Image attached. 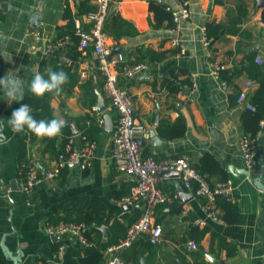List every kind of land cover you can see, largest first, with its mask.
<instances>
[{
    "label": "crops",
    "instance_id": "1",
    "mask_svg": "<svg viewBox=\"0 0 264 264\" xmlns=\"http://www.w3.org/2000/svg\"><path fill=\"white\" fill-rule=\"evenodd\" d=\"M162 1L177 7L178 0ZM240 6L246 16L238 25L239 32H233L231 20L243 16ZM95 8L96 0H0V77L10 71L17 74L25 80L27 94L34 71L47 74L48 68L42 67L45 48L54 43L60 29L77 19L88 28L86 14ZM263 12L264 0H189V16L182 18L177 28L168 22L155 27L150 0L112 1L108 25L118 24L119 19L129 23L116 28L120 38L110 35L113 51L124 53L128 65L149 63L147 77L120 78L121 85L132 94L137 119L150 130L142 155L157 161L185 157L195 167L205 154L212 155L232 181V202L239 207L236 222L215 221L195 196L186 199L180 195L176 182L183 184L179 175L169 177L158 172L168 198L156 209V221L163 228L162 240L146 251L142 244L145 239L125 249L121 256L128 264H132L135 252L141 255L140 264L142 259L145 264H207L205 252L224 264H264V195L249 183L250 178L264 171V118L258 133L259 162L248 168L239 149L244 131L241 117L246 107L235 102L242 90L250 101L259 86L257 83L252 89L246 88L254 79L244 65L250 54H255L257 64H264ZM212 23L221 28L205 43L203 29ZM36 29L42 32L43 40L34 45L32 32ZM173 40L178 44L174 45ZM88 62L93 64L92 58ZM216 63L224 66L218 78L213 73ZM192 77L197 83L192 90L189 83L176 93L167 86V81L181 85ZM87 81L91 82L89 89L84 87ZM88 92L96 96L91 107L83 104ZM51 104L55 117L67 121L75 146H80L84 137L97 142L92 167L82 170L78 165L67 166L58 180H44L25 193L19 174L24 131L14 132L8 124L21 101L9 103L0 89V264H16L17 256L19 264H63L60 240L50 236L44 225L56 217L72 216L71 209L78 199H94L105 206L101 225L105 229H101V237L93 235L103 242L108 240L115 221L128 225L143 212L144 200L129 206L118 202L136 182L120 173L111 158L118 113L105 93L98 69L93 66L91 77L80 78L72 92L54 95ZM106 113L113 118V131L106 129V123L98 122L99 116ZM180 119L187 127L184 136L169 140L159 133L160 123L175 124ZM152 130L164 141L161 148L152 142ZM63 139L62 135L58 137L56 157L44 151L41 138L28 141L29 157L43 167L51 166L65 155ZM204 175L211 182L221 181L216 175ZM195 227L207 230L200 240L190 234ZM69 239L73 245H82L75 236ZM189 241L196 242L197 248L191 249ZM194 253L201 256L196 258ZM103 264H107L105 255Z\"/></svg>",
    "mask_w": 264,
    "mask_h": 264
},
{
    "label": "built area",
    "instance_id": "2",
    "mask_svg": "<svg viewBox=\"0 0 264 264\" xmlns=\"http://www.w3.org/2000/svg\"><path fill=\"white\" fill-rule=\"evenodd\" d=\"M113 0H96V8L86 14L90 23L88 28H83L80 21H75V34L80 37L78 49V73L80 78L89 79L93 72V66L98 69L103 78V86L108 96L111 106L117 111L118 116L115 122V131L112 139L111 158L117 170L135 179V185L131 191L118 199V202L125 206L132 205L144 200L142 214L127 229L126 236L118 243L109 246L105 252L107 264H128L121 256V253L131 247L135 242L145 239L153 244H158L162 240L163 228L156 221V209L160 204L167 201V195L160 186L157 176L160 171H177L180 180L186 191L190 192L202 203L207 216L215 221H222L216 206L218 196H223L232 200L233 185L230 179L226 181L211 182L206 175L201 173L185 157L170 158L157 161L153 157H144L142 149L150 139V130L142 124L135 115V103L129 89L121 85V76L130 80L145 72L149 63L147 61L127 64V58L122 52H114L110 43V35L106 31L105 23L109 16ZM171 11L174 27H178L180 20L189 16V0H178L177 7L167 5ZM204 41L209 42L207 28L204 27ZM43 40L42 32L36 29L32 32V42L34 45L40 44ZM71 41V35H66L55 43L49 44L45 48L46 55L56 49L65 48ZM173 44L178 42L173 40ZM92 58L93 64L88 62ZM262 62L260 57H257ZM61 62L65 64L74 63V59L63 55ZM224 66L215 64L214 76L219 77ZM257 81L251 80L246 88L252 89ZM197 86L192 77L188 88L191 90ZM249 95L242 90L237 97V103L244 105L247 109L255 110V106L247 101ZM99 124L105 123L104 117L98 118ZM258 133L253 135L245 131L239 138V149L244 159L245 165L252 168L259 162L257 155ZM97 147L95 140L84 137L80 146H75L72 138L66 144V154L49 167L36 164L33 158L29 157L28 162L21 165L19 174L23 182V190L30 193L35 186L44 180H58L63 169L67 166L78 165L82 170L92 167V160ZM45 231L50 235H59V250L64 253L66 249L73 245L69 236H75L83 246L90 244L85 236L88 226L84 222L59 221L56 223L46 222ZM191 249L197 248V243L189 241Z\"/></svg>",
    "mask_w": 264,
    "mask_h": 264
},
{
    "label": "trees",
    "instance_id": "3",
    "mask_svg": "<svg viewBox=\"0 0 264 264\" xmlns=\"http://www.w3.org/2000/svg\"><path fill=\"white\" fill-rule=\"evenodd\" d=\"M167 3L163 2L162 0H150V11L153 13L154 16V23L155 27L162 26L165 22H168V25L174 26L175 23L173 21V16L170 10L167 9ZM242 6L239 7L243 16H239L231 20V24L233 28L231 31L239 32L238 25L243 22L244 16H246V11L243 10ZM94 10V9H93ZM83 9L81 8V12ZM92 11V10H91ZM263 19H264V12H263ZM118 24L113 25L110 27L106 21L105 28L109 35L113 36L115 39L120 38V34L117 33L116 28L120 26L126 27L129 23L123 19L118 20ZM221 28L219 24H209L207 26V33L209 38L216 36ZM75 21L73 20L69 23L66 27L60 29L57 38L55 39L54 43L57 42L59 39H62L66 35H71V41L66 45L65 48L56 49L54 52L47 54L45 59L43 60L42 67L43 69L51 68L53 70H60L63 69L69 74L70 81L63 86V92L70 93L72 89L78 84L80 80V76L78 73V57L80 55V51L78 49V44L80 41V37L75 34ZM63 55H67L74 59V63L72 64H65L61 62V57ZM255 54H250L247 57V61L245 62V69L249 72L250 76L257 81L259 84L256 92L251 97V102L255 106V110L245 109L244 113L242 114V124L243 130L247 133H251L256 135L259 133L260 123L261 120L264 118V64L260 65L255 62ZM47 78V74L45 75ZM90 81L85 83L84 87L89 89ZM168 88L171 92H178L183 84H191V81L185 80L181 82V85L176 84L175 82H169ZM89 96L84 97L83 104L89 105L90 107L95 104L96 96L91 95L90 92ZM54 96L52 93H47L43 97H36L32 95L30 92L25 94L24 99L21 101V104H27L31 107V113L37 120L39 119H51L55 117L54 108L51 104V98ZM94 97V98H93ZM238 94L235 98V102L237 101ZM186 123L184 119L178 120L175 124H170L168 122H162L158 126L159 133L166 139L173 140L176 138H180L185 135L186 133ZM71 129L67 125L63 130L62 133L54 138H41L44 144V151L49 153L50 156L56 157L58 156V151L56 148L57 140L59 136H63V144L62 148L65 151L66 144L69 142L71 138ZM88 138V137H87ZM38 137H36L33 133L28 131L26 128L24 130V136L22 137L23 145L20 151V157L22 158V164L28 162V150L27 144L28 141H36ZM89 139V138H88ZM92 140V139H91ZM66 154V152H65ZM197 169L203 173L208 174L209 176H218L221 181L228 180L227 176L225 175L221 165L219 162L210 154H205L204 157L201 159L200 163L196 166ZM217 209L220 210L219 216L220 218L228 223H234L238 220L239 216V207L238 204L232 202V200H228L223 196H218L216 200ZM72 216L66 217H56L55 219L50 220V222L56 223L61 220L63 221H75V222H84L87 224L88 229L85 232V236L90 244L87 246L83 245H70L65 253L63 264H103L104 262V252L105 250L113 245L118 243L121 239H123L127 234L128 226L131 224H126L125 222H121L119 220L115 221L113 226L109 232V238L107 241H102L101 238H94L93 235H97L101 237V225L103 224V217L102 215L105 214V206L97 200L90 199H78L74 203L71 209ZM206 229H200L198 227L193 228L190 231L192 237L196 238V240H200L206 234ZM140 241V240H139ZM137 241V242H139ZM135 242L133 245L137 243ZM142 242V241H141ZM144 250L150 247L151 243L149 240L144 241L143 243ZM229 248V245H226ZM84 252V256L82 255ZM140 253L135 252L133 257L130 259L132 260V264H140L139 260L141 255ZM194 256L200 257L199 253H194ZM128 261V262H130Z\"/></svg>",
    "mask_w": 264,
    "mask_h": 264
},
{
    "label": "clouds",
    "instance_id": "4",
    "mask_svg": "<svg viewBox=\"0 0 264 264\" xmlns=\"http://www.w3.org/2000/svg\"><path fill=\"white\" fill-rule=\"evenodd\" d=\"M70 81L69 74L63 69H48L47 78L38 70L34 71L33 78L28 84V92L36 97H43L47 93L59 95L63 86ZM0 89L3 90L6 100L22 101L25 97V80L17 74L9 72L6 76L0 77ZM8 124L12 131L22 132L25 128L38 138H54L62 133L67 126V121L63 118L53 117L51 119L37 120L31 113V107L27 104H21L20 107L13 110ZM249 183L256 192L264 195V171L256 175L254 179H249ZM204 259L207 264H215V258L205 252ZM16 264H19V257L15 258Z\"/></svg>",
    "mask_w": 264,
    "mask_h": 264
},
{
    "label": "water",
    "instance_id": "5",
    "mask_svg": "<svg viewBox=\"0 0 264 264\" xmlns=\"http://www.w3.org/2000/svg\"><path fill=\"white\" fill-rule=\"evenodd\" d=\"M147 77V73L146 71L143 72L141 75H138L136 77H134L135 79H141ZM99 110H103L102 108H99ZM104 119H105V123H106V129L108 131H113L114 130V124H113V118L109 113H106L104 115ZM151 139L152 142L159 148H161L163 146L164 141L156 134V132L154 130L151 131ZM161 173H163L164 175H167L169 177H176L177 175H179V173L177 171H160ZM178 190L180 191V195L183 198H193V194L192 193H187L184 189L183 186H181L178 182H176ZM102 230L105 229V227L101 228ZM54 239L59 238V235H53L52 236ZM216 264H224L223 261H215ZM141 264H145L144 260L142 259Z\"/></svg>",
    "mask_w": 264,
    "mask_h": 264
}]
</instances>
